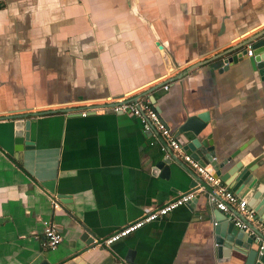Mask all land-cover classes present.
Here are the masks:
<instances>
[{
  "label": "crops",
  "instance_id": "crops-1",
  "mask_svg": "<svg viewBox=\"0 0 264 264\" xmlns=\"http://www.w3.org/2000/svg\"><path fill=\"white\" fill-rule=\"evenodd\" d=\"M262 37L264 0H0V264H247L249 247L221 246L230 220L204 194L99 245L200 182L173 155L153 174L163 154L105 101L147 98L173 133L206 112L198 137L229 159L217 179L251 209L264 196V78L248 57L224 61ZM18 119L31 148L16 143ZM235 166L246 180L221 181ZM43 221L62 235L51 251Z\"/></svg>",
  "mask_w": 264,
  "mask_h": 264
},
{
  "label": "built area",
  "instance_id": "built-area-1",
  "mask_svg": "<svg viewBox=\"0 0 264 264\" xmlns=\"http://www.w3.org/2000/svg\"><path fill=\"white\" fill-rule=\"evenodd\" d=\"M249 46L247 45L245 49L246 57L251 56ZM105 104H108L105 108L114 114H126L136 119L140 125L141 132L148 138L149 146H157L163 154V158H169L172 155L177 158L179 157L182 163L198 176L200 182L194 184L190 191L178 195L152 211L146 212L140 219L108 235L99 243L101 247L109 248L115 242L127 237L144 225L163 219L174 209L185 206L193 201L197 195L204 194L208 204L220 213L226 214L236 229L251 238L257 248L258 254H264V224L262 220L248 207L244 200L228 190L217 178H214L194 161L189 154L183 151L173 132L164 124L147 98H141L140 100L109 99L105 101ZM85 115L84 111L80 113L81 117ZM202 183L208 187V190L202 186ZM51 208L58 210L59 206L51 202ZM215 224L213 223V225ZM61 241L62 235L56 225L50 221H43L41 237L39 239L40 247L45 251H51Z\"/></svg>",
  "mask_w": 264,
  "mask_h": 264
},
{
  "label": "water",
  "instance_id": "water-1",
  "mask_svg": "<svg viewBox=\"0 0 264 264\" xmlns=\"http://www.w3.org/2000/svg\"><path fill=\"white\" fill-rule=\"evenodd\" d=\"M249 47L251 50V56L248 57L247 60L252 67H256L258 69L259 75L264 78V37L255 40ZM240 57L243 59L246 58V50L240 51L236 56L226 58L224 61V67L226 68L231 63V61H234L236 58ZM17 121L18 123L14 125V128L16 130L14 136L16 137V140H18L16 141V143L21 144V146L25 149L31 148L32 145L28 141L27 134L29 121H24L22 119H18ZM207 122L208 114L206 112L192 115L190 117H187L181 125L174 129L173 135L182 147L183 151L188 152L190 157L200 166H202L214 178H218L220 176V169L227 164L229 159L226 158L223 161L217 162L215 159L210 136L207 135L202 139L198 137L199 133L204 129ZM233 156L234 155H232L231 157ZM170 160L171 156L169 158H161V160L158 161L152 168V173L157 174L158 172L159 176H166V174L168 173L167 165L169 164ZM238 168L239 167L237 166L230 168L227 171L228 174L226 173L225 175H223L220 180L223 181L225 178H227V176H231L234 172H236V175L233 177V181L235 182L236 186L243 183L248 177L247 174L249 170H239ZM49 191L52 193L51 190ZM256 198L257 197H254V199ZM192 202L193 201H191L189 205H191ZM251 209L257 216L263 217L264 196L259 199ZM217 212L220 214L219 211ZM216 224L214 225L215 227ZM219 229L215 228V234L221 237V246H224L226 248L247 246L249 247L246 254L247 264H264V254L262 253L261 255H259L257 252V248L252 242L251 238H249L245 233L236 229L233 226L232 222H229V224L226 225L225 228L223 225L220 226ZM125 260L126 264H133L130 255H128Z\"/></svg>",
  "mask_w": 264,
  "mask_h": 264
}]
</instances>
